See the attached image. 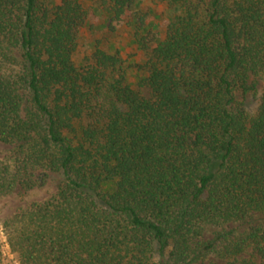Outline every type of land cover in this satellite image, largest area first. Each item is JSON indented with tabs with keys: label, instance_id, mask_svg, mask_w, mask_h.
<instances>
[{
	"label": "trees",
	"instance_id": "obj_1",
	"mask_svg": "<svg viewBox=\"0 0 264 264\" xmlns=\"http://www.w3.org/2000/svg\"><path fill=\"white\" fill-rule=\"evenodd\" d=\"M50 1L0 0V196L63 179L3 221L18 264H264V223L223 228L264 214V0H169L162 36L145 0ZM99 21L145 51L135 86L118 52L74 63Z\"/></svg>",
	"mask_w": 264,
	"mask_h": 264
},
{
	"label": "rangeland",
	"instance_id": "obj_2",
	"mask_svg": "<svg viewBox=\"0 0 264 264\" xmlns=\"http://www.w3.org/2000/svg\"><path fill=\"white\" fill-rule=\"evenodd\" d=\"M50 3H56L51 0ZM89 5V2L86 3ZM144 5L148 8L146 21L151 23L152 32L163 35V29L169 15L175 14L177 11L169 5V0L144 1ZM113 29L107 28L101 21L89 27L85 25L78 30L77 48L73 55L76 66L84 63L85 59L91 54L93 46L96 44L106 50L108 53L114 54L118 52L122 59V66L126 72L127 82L131 86H135L137 80L142 76L140 66L145 59V51L132 38L131 28L124 23L114 25ZM143 93L147 91L144 89ZM246 107L254 110L256 101L251 94L246 95ZM12 146L0 143V159L10 157ZM62 176L58 173H49L42 184L32 189L15 188L12 192L0 196V245L1 252L6 264H18L14 252L11 251L6 242L4 234L3 221L13 216L18 211L26 208L32 203L42 202L53 196L58 187L62 183ZM264 223V214H254L244 222H230L223 226L225 229H236L242 231L249 226ZM221 227L206 225L200 241L211 239L214 233ZM205 264L219 263L216 257L210 256L204 262Z\"/></svg>",
	"mask_w": 264,
	"mask_h": 264
}]
</instances>
